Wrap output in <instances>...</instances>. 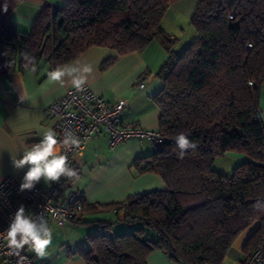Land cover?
I'll return each instance as SVG.
<instances>
[{"label": "trees", "instance_id": "trees-1", "mask_svg": "<svg viewBox=\"0 0 264 264\" xmlns=\"http://www.w3.org/2000/svg\"><path fill=\"white\" fill-rule=\"evenodd\" d=\"M20 1L0 0V76L31 69L23 53L35 57L36 69H54L93 47L122 56L159 40L168 51L157 74L163 88L153 99L165 141L133 163L136 174L158 175L166 189L105 206L122 211L123 219L98 223L101 231L81 253L86 264H146L153 251L179 264H223L254 223L244 260L264 250V211L254 207H264V0H199L190 19L197 37L181 54L172 52L176 40L160 25L176 0H68L62 8H45L29 33L9 23ZM180 133L197 145L183 159L175 140ZM228 155L242 162L225 176L213 163ZM74 178L63 180L60 194ZM80 197L81 217L96 207ZM119 223L126 231L114 235Z\"/></svg>", "mask_w": 264, "mask_h": 264}, {"label": "crops", "instance_id": "crops-1", "mask_svg": "<svg viewBox=\"0 0 264 264\" xmlns=\"http://www.w3.org/2000/svg\"><path fill=\"white\" fill-rule=\"evenodd\" d=\"M68 0H21L9 23L21 33H29L45 8H62ZM199 0H176L167 9L160 25L171 40L174 54H181L197 37L190 19ZM168 58V51L159 40L152 41L142 52L118 56L109 48L93 47L82 52L69 63L81 61L92 66L87 85L92 92L110 104L120 100L127 104L120 118L123 127L139 126L147 130H158L160 111L153 99L162 90L163 83L157 74ZM109 60L108 66L103 64ZM49 65L15 71L0 76V181L6 177L21 184L27 167L17 169L13 159H18L25 149L37 143L53 122L46 114L48 106L71 89L49 80ZM139 84H144L139 89ZM259 113L264 123V85L259 96ZM154 146L148 141L129 140L114 150L108 147V135L96 133L88 142L83 154L74 160L77 175L69 187L60 194L63 199L70 192L82 194L84 202L95 210L85 212L78 220H69L62 226L49 221L53 239L44 257L24 249L27 257L36 264H86L81 253L90 248L89 237L101 231L98 223L121 221L123 213L110 211L105 206L123 203L127 199L154 191H163L166 186L155 174H136L135 160L151 155ZM227 157H236L228 155ZM241 159V157H237ZM43 179L35 185L46 188ZM1 225V224H0ZM258 223L242 232L223 264H245L243 247L257 230ZM113 234L126 231L121 224L112 228ZM146 264L175 263L160 251H153Z\"/></svg>", "mask_w": 264, "mask_h": 264}, {"label": "built area", "instance_id": "built-area-1", "mask_svg": "<svg viewBox=\"0 0 264 264\" xmlns=\"http://www.w3.org/2000/svg\"><path fill=\"white\" fill-rule=\"evenodd\" d=\"M138 88L143 89L144 84H139ZM126 107V102L122 100L108 103L95 95L87 84L82 91L74 88L67 90L48 106L46 114L53 122L58 139H63L66 128L72 129L80 138L79 147L72 146L71 151H67L72 167L75 158L83 154L89 140L100 131L108 135V147L111 150L133 139L155 145H161L165 141L158 130H147L139 126L123 127L120 118ZM63 180L61 178L59 182L50 183L46 188L34 187L30 191H20V184L10 177L0 181V264H36L25 255L24 250L19 255H9L7 241L4 239L10 217L21 204L29 214H43L47 220L59 226L80 216L82 207L79 192H70L63 199L59 198ZM245 264H264V250L255 249Z\"/></svg>", "mask_w": 264, "mask_h": 264}, {"label": "clouds", "instance_id": "clouds-1", "mask_svg": "<svg viewBox=\"0 0 264 264\" xmlns=\"http://www.w3.org/2000/svg\"><path fill=\"white\" fill-rule=\"evenodd\" d=\"M3 11L5 13L8 11L7 2L3 5ZM22 55L26 61L25 67L30 66L31 71L35 72V57L27 53ZM92 72L93 68L90 64L78 60L75 63L57 65L47 73V76L50 81L61 86H70L77 91H82ZM175 140L179 149L177 155L180 159L184 158L187 150H194L197 147L184 133L178 134ZM80 143V138L70 128L64 130L62 140L58 139L54 129L49 128L44 131L37 143H34L30 149H25L20 158L13 159L17 169L27 167L20 184V191L32 190L41 179L46 184H50L59 182L61 178L76 177L77 172L69 163L67 151H71L72 146L79 147ZM254 207L264 211V207H261L259 202ZM4 239L7 241L9 255H19L27 247L38 257H44L52 243L53 233L43 214H29L25 206L21 204L10 217Z\"/></svg>", "mask_w": 264, "mask_h": 264}, {"label": "rangeland", "instance_id": "rangeland-1", "mask_svg": "<svg viewBox=\"0 0 264 264\" xmlns=\"http://www.w3.org/2000/svg\"><path fill=\"white\" fill-rule=\"evenodd\" d=\"M241 162L242 160L237 157L222 156L215 159L213 169L222 175L229 176L232 170ZM146 238L153 240L154 236L151 233H148Z\"/></svg>", "mask_w": 264, "mask_h": 264}, {"label": "water", "instance_id": "water-1", "mask_svg": "<svg viewBox=\"0 0 264 264\" xmlns=\"http://www.w3.org/2000/svg\"><path fill=\"white\" fill-rule=\"evenodd\" d=\"M109 238H112V234H109Z\"/></svg>", "mask_w": 264, "mask_h": 264}]
</instances>
